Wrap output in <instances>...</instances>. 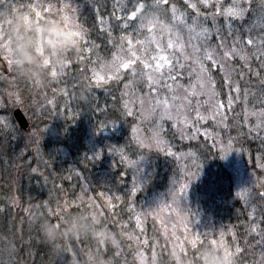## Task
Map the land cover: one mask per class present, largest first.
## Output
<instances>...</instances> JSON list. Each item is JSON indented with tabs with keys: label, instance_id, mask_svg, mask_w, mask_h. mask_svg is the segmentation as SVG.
<instances>
[{
	"label": "trees",
	"instance_id": "trees-1",
	"mask_svg": "<svg viewBox=\"0 0 264 264\" xmlns=\"http://www.w3.org/2000/svg\"><path fill=\"white\" fill-rule=\"evenodd\" d=\"M131 1L134 4H129V11L125 12L112 0H75L77 10L71 13L76 16L77 29L63 35L64 50L54 57L59 64L56 74L51 72V64H44L50 53L43 50L42 57L33 48L21 50L27 53L24 58L27 78L31 80L32 75L41 80L40 88L33 87V97L27 94L29 87L22 90L23 98L29 100L21 108L27 112L23 113L29 120L40 108L36 113L37 126L53 125L54 144L60 151L59 155L56 152L53 156L48 154V147L38 146L44 159L52 165H48L49 170H41L40 166L41 175L31 176L32 167L23 158L30 156L29 150H24L23 156L16 152L13 160L12 152L4 149L0 138V147H3L0 154L6 159L0 160V254L6 246L5 240L10 242L15 250V264H63L64 257L74 259L76 264H224L221 253L215 252L207 240L196 241L194 245L185 242L179 250L170 231L165 230L159 220L141 214L142 226L138 227L136 222L139 218L135 215L151 202L149 199L159 196L175 178L177 168L172 155L178 152L179 143L174 138L168 146L140 148L131 137L130 129L136 125L137 116L124 108V87L143 94L147 83L139 57L125 56L126 47L139 40L133 31L130 32L136 27L132 26L129 16L143 2L148 13L159 14L168 21L171 16L167 7L185 10L188 4L183 0ZM249 1L245 17L232 19L231 24L237 21V26L242 27L239 31V36L244 39L242 49L249 47L255 55L237 65L234 71L237 77L231 76L229 84L238 85L243 96L264 110V16H258L263 13L264 5L260 0ZM18 2L21 4L24 0ZM57 2L44 0L38 4V11H41L38 25H46L42 31L49 28L56 33L60 22L64 21ZM31 6L21 5L26 9ZM210 6V11L205 14L213 16L214 22L223 29L226 26L222 24L225 23L222 14L226 10L220 7L219 11L213 12L218 5L212 3ZM19 13L18 21L22 17L20 7ZM43 35L47 45L56 51L60 49V36L44 31ZM118 51L123 56L115 60L112 76L102 82L87 76L85 66L93 69V65L109 61ZM121 59L123 61L119 62ZM28 101L32 106L26 110ZM30 101L36 103V109ZM238 106L243 115L241 101ZM238 123H241L240 129L229 122V132L242 133L240 137L244 139L242 136L248 135L250 130L243 126V119ZM261 131L263 133L257 135V139L240 140L245 141L249 155L257 162L264 160V127ZM91 139L97 155H92L88 149L90 157L86 158L79 141L85 144ZM30 143V147L36 146L34 141ZM61 150L66 155L65 161L60 156ZM196 154L200 159L203 151ZM138 163L149 171L148 175H142L145 180L139 185L135 181L138 174L133 170ZM5 164H8L7 168ZM219 204L214 206L216 220L223 226V233L234 236L230 246L231 259L237 264H244L246 260L257 264L264 256V227L255 223L257 229L251 230L254 224L243 205L232 203L231 208L223 210ZM36 208L43 217L32 221L26 214ZM56 211L58 215L54 213ZM263 215L260 212L261 218ZM23 243L25 248L21 247ZM25 254L27 258L24 259ZM4 262L7 261L0 255V264H6Z\"/></svg>",
	"mask_w": 264,
	"mask_h": 264
},
{
	"label": "rangeland",
	"instance_id": "rangeland-1",
	"mask_svg": "<svg viewBox=\"0 0 264 264\" xmlns=\"http://www.w3.org/2000/svg\"><path fill=\"white\" fill-rule=\"evenodd\" d=\"M42 1L44 0H24L19 4L18 0H0V56L8 68L7 75L0 72V138L4 149L12 152L13 160L16 152L23 156V151L29 150L30 156L23 158L32 167L29 172L31 176L41 175L38 171L40 166L41 170H49L51 167L48 165H52L49 160L44 159V153L38 146L45 145L48 147V154L53 156L56 152L59 155L60 150L54 144L56 134L51 131L54 129L53 125L49 123L46 127H40L39 124L37 126L36 113L40 108L33 113L31 120L23 113L28 123L25 130L13 118L15 109L26 112L21 107L29 98H23L22 90L29 87L27 94L33 97L34 88H40L38 83L41 84L40 77L34 79L31 75V80L27 78L28 72L24 69L27 53L21 50L24 48L29 51L33 48L42 57L43 50L50 53L44 59V64H51L50 70L56 74L59 64L57 65L54 57L57 53L60 54L61 49L64 50L63 35L69 30L74 32L77 29L76 16L71 12H76L78 4L75 0H58L56 6L64 19L59 24L61 28L56 33L49 28L43 31L60 36L61 46L56 51L54 47L47 45V38L42 31L46 25H38V15L41 13L38 11V4ZM112 1L125 12L129 11V4H134L131 0ZM183 1L188 4L185 10L167 7L170 21H165L159 14L148 13L143 2L129 16L132 26L136 27L130 32L133 31L134 37L139 40L126 47L125 56L131 57L132 54L135 58L139 57L147 83L143 94L124 87V108L127 107V112L137 116L136 125L130 129L131 137L139 147L168 146L174 138L179 143L178 152L172 155L174 167L177 168L175 178L169 181L159 196H152L149 199L151 202L135 218H139L136 219L138 227L142 217L159 220L165 230L170 231V237L179 250L185 242L194 245L196 241L207 240L215 252L221 253L224 264H237L231 259L233 253L230 246L234 236L229 232L223 233V226L218 224L214 215V206L220 203L224 210L231 208L232 203L241 204L254 224L251 230L257 229L255 223L264 227V215L263 218L260 217V212L264 213V160L257 162L256 158L252 159L245 141H240L252 137L257 139V135H262L264 110L247 96H243L238 85L229 84L231 76L237 77L234 73L237 65L255 55L249 47L242 49L244 39L239 36L242 27L237 26V21L231 24L232 19L245 17L250 1ZM212 3L218 5L213 8V12L219 11L220 7L226 10L222 14L225 15V23L222 24L226 26L223 29L214 22L213 16L211 18L210 14H205L210 11L208 7ZM23 4L32 5L33 8L21 7ZM260 4L264 5V0H260ZM19 7L22 17L18 21ZM258 16H264V11ZM43 44L46 46L42 47ZM248 44L249 41L246 45L249 46ZM120 54L118 51L109 61L106 60L99 66L93 65V69L85 66V73L90 79L105 81L115 73L114 62L123 56ZM122 61L121 59L119 62ZM5 76L8 77L4 78ZM21 77L25 79L21 80ZM16 82H19V86H16ZM240 101L244 105L243 115L238 106ZM25 106L29 110L32 104L28 101ZM33 107L36 109L35 102ZM242 119L245 121L243 126L250 130L248 135L242 136L244 139L240 137L242 133L236 135L229 132V122L240 129L241 123L238 120L242 122ZM31 141L36 143L35 147H30ZM79 143H82L80 145L86 158L90 157L88 149L92 155H97L92 139L85 143L88 147L82 141ZM197 151H203L200 159ZM60 156L63 160L66 157L62 150ZM1 159L6 160L2 154ZM4 167L7 168L8 164ZM133 170L138 174L135 180L138 185L143 182L142 175L149 174L142 163L134 165ZM140 176L142 178H138ZM46 209L49 210V207ZM33 210L26 214L32 221L43 217L38 208ZM54 213L58 215L57 211ZM95 234L99 239L102 238ZM5 244L0 255L7 261L4 263L15 264V250L10 242L5 240ZM21 247L25 248V244ZM63 261V264H76L74 259L68 260L66 257ZM253 262L255 261L248 263L246 260L244 264ZM257 264H264V256Z\"/></svg>",
	"mask_w": 264,
	"mask_h": 264
},
{
	"label": "water",
	"instance_id": "water-1",
	"mask_svg": "<svg viewBox=\"0 0 264 264\" xmlns=\"http://www.w3.org/2000/svg\"><path fill=\"white\" fill-rule=\"evenodd\" d=\"M0 72H2L3 74L8 73V68L1 56H0ZM12 115L16 123L19 125V127L25 130L27 128L28 123L23 112L20 109H15L13 110Z\"/></svg>",
	"mask_w": 264,
	"mask_h": 264
}]
</instances>
